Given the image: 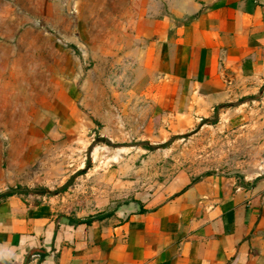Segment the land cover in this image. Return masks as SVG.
Returning <instances> with one entry per match:
<instances>
[{"label": "rangeland", "instance_id": "rangeland-1", "mask_svg": "<svg viewBox=\"0 0 264 264\" xmlns=\"http://www.w3.org/2000/svg\"><path fill=\"white\" fill-rule=\"evenodd\" d=\"M139 7L0 0V200L89 218L208 173L264 175V85L178 127L139 115Z\"/></svg>", "mask_w": 264, "mask_h": 264}, {"label": "crops", "instance_id": "crops-1", "mask_svg": "<svg viewBox=\"0 0 264 264\" xmlns=\"http://www.w3.org/2000/svg\"><path fill=\"white\" fill-rule=\"evenodd\" d=\"M137 37L139 115L154 111L153 128L207 119L264 85V0H140ZM0 264H264V175L208 173L89 218L12 193Z\"/></svg>", "mask_w": 264, "mask_h": 264}, {"label": "trees", "instance_id": "trees-1", "mask_svg": "<svg viewBox=\"0 0 264 264\" xmlns=\"http://www.w3.org/2000/svg\"><path fill=\"white\" fill-rule=\"evenodd\" d=\"M12 193H7V194H5V196H7V195H11Z\"/></svg>", "mask_w": 264, "mask_h": 264}]
</instances>
